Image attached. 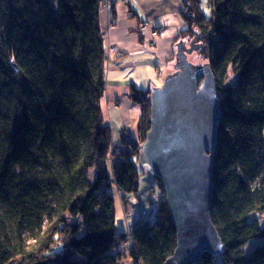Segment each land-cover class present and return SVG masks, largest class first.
Listing matches in <instances>:
<instances>
[{
  "label": "trees",
  "instance_id": "obj_1",
  "mask_svg": "<svg viewBox=\"0 0 264 264\" xmlns=\"http://www.w3.org/2000/svg\"><path fill=\"white\" fill-rule=\"evenodd\" d=\"M102 1L0 0V264H122L123 253L129 264H164L175 248L153 177L158 221L132 227L126 248L110 250L123 234L107 190L135 197L149 173L138 150L150 91L129 94L140 108L137 141L123 135L112 147ZM181 1L180 40L199 35L194 53L210 66L221 109L210 216L224 252L197 264H264V0ZM252 240L260 244L245 254Z\"/></svg>",
  "mask_w": 264,
  "mask_h": 264
},
{
  "label": "water",
  "instance_id": "obj_2",
  "mask_svg": "<svg viewBox=\"0 0 264 264\" xmlns=\"http://www.w3.org/2000/svg\"><path fill=\"white\" fill-rule=\"evenodd\" d=\"M199 40L192 32L177 42L174 71L150 91L149 130L138 150V165L158 180L175 232L164 264H197L203 254L224 252L210 216L221 109L210 66L188 60Z\"/></svg>",
  "mask_w": 264,
  "mask_h": 264
},
{
  "label": "crops",
  "instance_id": "obj_3",
  "mask_svg": "<svg viewBox=\"0 0 264 264\" xmlns=\"http://www.w3.org/2000/svg\"><path fill=\"white\" fill-rule=\"evenodd\" d=\"M181 11V0H113L100 6L98 20L106 55L102 112L114 148H119L123 135L138 139L140 108L129 99L131 89L151 91V86L159 87L174 71L175 46L184 30ZM149 182L147 191L139 185L135 197L119 201V211L115 207V231L119 234L132 227L123 216L124 207L136 204V212H142L150 193L159 201L157 188ZM122 257V264H129L127 253Z\"/></svg>",
  "mask_w": 264,
  "mask_h": 264
},
{
  "label": "built area",
  "instance_id": "obj_4",
  "mask_svg": "<svg viewBox=\"0 0 264 264\" xmlns=\"http://www.w3.org/2000/svg\"><path fill=\"white\" fill-rule=\"evenodd\" d=\"M124 1H128V0H124ZM111 2H113V0H103L102 4L103 6H107ZM154 34L156 35V33ZM134 206H136V204L133 205L132 208L130 207L127 213L124 215L129 219V223L135 226L145 225L149 227H152L156 223L158 219V204L155 201H153L151 196L148 197L146 208L141 209L142 212H136L135 210L136 207ZM128 239H129V232L125 234L124 240L120 242L113 250L119 251L125 249L126 248L125 243Z\"/></svg>",
  "mask_w": 264,
  "mask_h": 264
},
{
  "label": "rangeland",
  "instance_id": "obj_5",
  "mask_svg": "<svg viewBox=\"0 0 264 264\" xmlns=\"http://www.w3.org/2000/svg\"><path fill=\"white\" fill-rule=\"evenodd\" d=\"M52 5H54L53 1H52ZM201 11L202 13L208 17L209 14H210V11L207 7V5L203 2L202 5H201ZM188 60L194 64V65H202V62L201 61V58H199V56L197 54H191L188 56ZM162 83V82H161ZM153 89V87L151 86V90ZM149 181L152 182L153 184V187L156 189L157 186H156V183L154 182V178L152 176V174H149V173H143L140 177V182H139V185L142 187L143 189V192L144 191H147L148 190V187H149ZM252 185H254V183L251 182ZM157 192V191H156ZM107 193H109L110 195L113 196L114 200H115V207L117 208V211H119L118 209V206H119V199H118V195L116 193V190L113 188V189H110V190H107ZM260 224L262 226H264V221H263V218L260 219ZM116 227H118V225H116ZM120 227V226H119ZM123 227V221H122V226L120 227L121 231L123 230L122 229ZM123 233V231H122ZM115 234H119L117 232V230L115 231ZM260 244V240H252L250 241L249 243H247L244 248H243V252L246 254L248 253L252 248H254L256 245Z\"/></svg>",
  "mask_w": 264,
  "mask_h": 264
},
{
  "label": "bare ground",
  "instance_id": "obj_6",
  "mask_svg": "<svg viewBox=\"0 0 264 264\" xmlns=\"http://www.w3.org/2000/svg\"><path fill=\"white\" fill-rule=\"evenodd\" d=\"M139 119H140V118H139ZM138 122H139V121H138ZM112 147H114L113 144H112ZM149 196H151L152 199H153V201H155V202L158 204V210H159V201H157V200L154 199V195H153L152 193H150V194L148 195V197H149ZM147 200H148V199H147ZM119 201L123 202L121 199H119ZM146 203H147V202H146ZM146 203H145V204H146ZM122 205H123V204H122ZM128 209H129V208L126 209V208L124 207V210H123V216L127 213ZM124 217L126 218V220H128V218H127L126 216H124ZM157 221H158V219H157ZM157 221H156V222H157ZM154 225H155V224H154ZM134 226H135V225L132 224V227H134ZM132 227H131V228H132ZM131 228H127V227H125L124 232L122 233V234H123V240H124V237H125V234H126V233L129 232V234H130V230H131ZM123 240H122V241H123ZM122 241H121V242H122ZM110 250H113V249H110Z\"/></svg>",
  "mask_w": 264,
  "mask_h": 264
}]
</instances>
